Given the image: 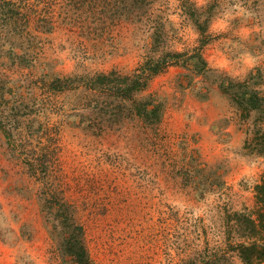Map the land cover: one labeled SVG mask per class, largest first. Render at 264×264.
I'll return each mask as SVG.
<instances>
[{"label":"rangeland","instance_id":"1","mask_svg":"<svg viewBox=\"0 0 264 264\" xmlns=\"http://www.w3.org/2000/svg\"><path fill=\"white\" fill-rule=\"evenodd\" d=\"M165 51L189 61L136 96L159 123L83 106L81 77ZM252 76L264 90V0H0V264H64L66 223L94 264H245L234 213L255 209L264 124L226 88Z\"/></svg>","mask_w":264,"mask_h":264},{"label":"trees","instance_id":"2","mask_svg":"<svg viewBox=\"0 0 264 264\" xmlns=\"http://www.w3.org/2000/svg\"><path fill=\"white\" fill-rule=\"evenodd\" d=\"M141 2L144 4L145 1ZM184 6L185 12L195 18L199 27L204 31L205 26H202L197 18L198 13L187 4ZM164 53L161 58L149 56L132 74H122L113 70L109 73L84 75L81 77L83 79L82 87L93 94L83 106L99 115L100 122H103L106 116L111 115L109 118H111L112 125L122 121L121 118L125 111L151 125L159 123L162 105L156 103L152 98L137 99L136 96L148 88L150 81L156 75L166 71L170 66L186 64L189 61V59H184L185 54L182 53L169 51ZM200 60H203L201 55ZM256 79V76H252L246 82L232 83L226 90L232 95L243 118H250L255 113L256 122L264 124V90L254 88L259 84L258 81H255ZM77 80L74 77L56 78L49 84L54 92L59 93L74 89L73 86ZM8 136L11 137L10 134ZM252 144L255 150L257 149V153L264 157L263 129H257ZM255 192L254 211L250 214L234 213L240 223L238 226H243L244 233L241 238L244 240L239 243L237 241L235 245H232V248L239 252V256L245 264L264 262V176L262 181L257 184ZM62 248L64 264H94L83 242L82 227L70 226L69 223L64 225Z\"/></svg>","mask_w":264,"mask_h":264}]
</instances>
